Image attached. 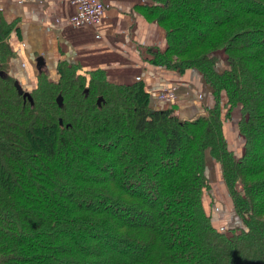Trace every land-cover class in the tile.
<instances>
[{"label":"trees","instance_id":"obj_1","mask_svg":"<svg viewBox=\"0 0 264 264\" xmlns=\"http://www.w3.org/2000/svg\"><path fill=\"white\" fill-rule=\"evenodd\" d=\"M148 1L168 43L153 62L200 72L214 107L180 118L142 81L75 63L29 97L0 75V264H264V0ZM10 31L0 22L2 61ZM222 94L226 117L240 108L238 158ZM209 155L240 226L214 224Z\"/></svg>","mask_w":264,"mask_h":264},{"label":"crops","instance_id":"obj_2","mask_svg":"<svg viewBox=\"0 0 264 264\" xmlns=\"http://www.w3.org/2000/svg\"><path fill=\"white\" fill-rule=\"evenodd\" d=\"M102 2L105 13L101 24L76 28L69 24L75 9L67 0H0V22L11 27L7 38L9 55L2 61L0 54V75L12 78L29 92L36 88L41 72L47 73L51 80H58L61 62L79 64L85 71L103 68L113 83L142 81L153 107H160V93L176 86L173 103L180 118L206 115L214 107L215 97L203 75L197 70L181 73L153 62L151 50L164 52L168 43L165 30L145 17L142 7L150 2ZM226 101V95L222 94L223 134L229 150L238 158L244 150L238 129L240 108L233 109L230 117H226ZM206 174L211 180L208 196L213 203L214 224L225 230L242 225L221 165L210 155Z\"/></svg>","mask_w":264,"mask_h":264},{"label":"built area","instance_id":"obj_3","mask_svg":"<svg viewBox=\"0 0 264 264\" xmlns=\"http://www.w3.org/2000/svg\"><path fill=\"white\" fill-rule=\"evenodd\" d=\"M75 9L69 18V24L73 27L100 25L104 18L105 5L102 0H67ZM176 86L166 88L158 95L162 103H171L176 99ZM224 230V228H221Z\"/></svg>","mask_w":264,"mask_h":264},{"label":"water","instance_id":"obj_4","mask_svg":"<svg viewBox=\"0 0 264 264\" xmlns=\"http://www.w3.org/2000/svg\"><path fill=\"white\" fill-rule=\"evenodd\" d=\"M15 85H16V88L18 89V91H19L20 93H25V94H24L25 97H29V96H30V93H29V92H25V91L20 87V85L18 84V82H15Z\"/></svg>","mask_w":264,"mask_h":264},{"label":"rangeland","instance_id":"obj_5","mask_svg":"<svg viewBox=\"0 0 264 264\" xmlns=\"http://www.w3.org/2000/svg\"><path fill=\"white\" fill-rule=\"evenodd\" d=\"M32 91V90H31ZM31 91H29V92H31ZM158 101L160 102V105L162 104H165V103H162L159 99H158ZM210 182H211V180H209ZM210 186H211V184H210ZM221 200V199H220ZM224 202V201H223ZM227 208H229L228 206H227ZM222 210L224 211V209L222 208ZM221 218V217H220ZM224 223V222H223ZM225 225V224H224ZM221 229V228H220ZM225 229V228H224Z\"/></svg>","mask_w":264,"mask_h":264}]
</instances>
